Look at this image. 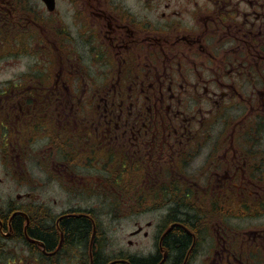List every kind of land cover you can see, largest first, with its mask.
Returning a JSON list of instances; mask_svg holds the SVG:
<instances>
[{"label":"flooded vegetation","instance_id":"af4514ba","mask_svg":"<svg viewBox=\"0 0 264 264\" xmlns=\"http://www.w3.org/2000/svg\"><path fill=\"white\" fill-rule=\"evenodd\" d=\"M56 10L0 0V264H264V0ZM78 197L96 208L57 206Z\"/></svg>","mask_w":264,"mask_h":264},{"label":"rangeland","instance_id":"374dc122","mask_svg":"<svg viewBox=\"0 0 264 264\" xmlns=\"http://www.w3.org/2000/svg\"><path fill=\"white\" fill-rule=\"evenodd\" d=\"M33 1H38V0H33ZM62 4H63V0H56V9H57L56 11L57 12H56V14L54 16L58 15L59 17H61L60 13L62 12ZM36 9H37V11H40V7H36ZM40 13L45 15V11H44V13L40 11ZM61 15H62V13H61ZM21 16H23V15H21ZM21 19L22 20H20V23L22 24V23H24V21H23V18H21ZM37 22H40V20L37 21ZM47 23H42L41 22L42 26H40L39 29L41 28L40 32H41L42 35L50 34V32H49V30L47 28L51 27V29H54V28L59 26V21L57 19H53L51 21V23L50 22L48 24ZM17 59H18V61L16 62V65H15V63H12V60H9L8 63L6 61H3V64L6 67V72H4V76L7 77L9 75L7 70H10L12 67H15V69H17V70L20 68L19 57H17ZM43 59H45L44 50L38 45V47L35 48V52H34L33 58L31 60L28 59V58L27 59H23L22 63L35 62L37 64H41ZM10 72H11V74L13 73L12 71H10ZM9 188L10 189L12 188V197H14L15 192L16 193H18V192L21 193V192H24L25 190H27V188L25 186H23L22 184L19 185V184L14 183V182L10 183ZM38 194L41 197H43L44 199L45 198H50L49 202H51V200H52V198L54 196L59 195V194L53 193L52 189L50 188V186L48 184H46V185L42 184V187L39 189ZM79 198L80 197H78L77 199L57 200V202H58L57 206L59 208V207H65L68 204H74V205H77V206H80V207L96 208L95 207L96 203L93 202L92 200H89V199H84L83 200V199H79ZM103 201L99 202L101 208L105 207V202H103ZM99 217L102 219V222H101L102 229L105 230L106 232L108 231L107 234L109 235V238L111 239L112 243L116 244L118 242H121V243H123L124 247L125 246L126 247H130L129 245H127L126 241L129 238L127 233L131 229L132 224H133V222H131V220H127L126 218H120V217H111V215H109L107 213V211H105L103 209H101ZM136 248H137V246L133 245L130 248H126V249L128 251H132L133 252Z\"/></svg>","mask_w":264,"mask_h":264},{"label":"trees","instance_id":"16d2710c","mask_svg":"<svg viewBox=\"0 0 264 264\" xmlns=\"http://www.w3.org/2000/svg\"><path fill=\"white\" fill-rule=\"evenodd\" d=\"M62 228L64 229L65 235L67 234L71 238L79 235L82 236L86 232H88L87 222H85L84 220L72 221L71 219H66L65 224L62 225ZM34 233L38 234V232H35V230Z\"/></svg>","mask_w":264,"mask_h":264},{"label":"water","instance_id":"95a60500","mask_svg":"<svg viewBox=\"0 0 264 264\" xmlns=\"http://www.w3.org/2000/svg\"><path fill=\"white\" fill-rule=\"evenodd\" d=\"M48 9L53 8V0H44Z\"/></svg>","mask_w":264,"mask_h":264}]
</instances>
